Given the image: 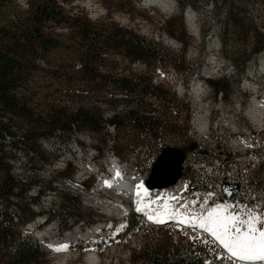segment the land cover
<instances>
[{
    "label": "trees",
    "instance_id": "1",
    "mask_svg": "<svg viewBox=\"0 0 264 264\" xmlns=\"http://www.w3.org/2000/svg\"><path fill=\"white\" fill-rule=\"evenodd\" d=\"M253 1L264 7V0H211L218 14L223 8L221 44L230 46L225 36L232 30L236 43L250 47L241 61H234L240 72L246 61L264 50V23L249 11ZM176 2L179 13L168 18L165 25L168 34L184 50L190 38L183 12L187 5L197 8V0ZM26 4L24 11L14 12V19L7 17L0 22V200L4 204L0 207V264H48L41 241L29 234L21 235L20 224L32 219L35 213L22 205L14 213L9 211L13 196H22L32 185L41 183L16 179L9 163L14 157L13 151L19 149L26 156L31 153L44 160L39 151L40 139L58 134L70 136L81 130L97 132L105 129V124H111L115 132L112 144L116 143L117 130L125 140L122 144L131 148L140 146L148 137L178 132L172 111L165 107L159 109L149 100L174 102L172 97L166 99L168 93L163 85L152 83L151 77L123 74L121 67L138 63L146 67L178 68L180 62H185L184 58L178 62L159 41L113 20L91 18L83 11L66 12L58 0H27ZM3 7L0 0V10ZM59 28L66 33H57L55 30ZM58 48L67 53L55 62L51 52ZM56 81L63 82L61 89L53 87ZM207 82L215 93L227 98L226 79H207ZM105 113L110 116L105 117ZM6 136L9 137L4 140ZM5 143H10L11 151L5 149ZM226 156L225 153L214 156L212 163L230 161L231 156ZM65 173L60 171L47 182L52 183L57 175ZM190 176L195 186L205 184L197 170L192 169ZM43 185L39 186L35 200L42 193ZM237 186V190L241 188L239 181ZM69 215L76 220L86 216L76 197L63 196L61 211L48 213L46 220L52 217L66 220ZM137 227L127 225L126 229L132 231ZM71 228L72 225H58V234ZM122 236L120 233L119 237ZM178 237L174 240L164 235L163 239L155 238L140 246L137 254L140 264H228L222 249L210 241L183 244L179 234ZM78 249L90 250L87 246ZM131 260L136 262L132 256Z\"/></svg>",
    "mask_w": 264,
    "mask_h": 264
},
{
    "label": "rangeland",
    "instance_id": "2",
    "mask_svg": "<svg viewBox=\"0 0 264 264\" xmlns=\"http://www.w3.org/2000/svg\"><path fill=\"white\" fill-rule=\"evenodd\" d=\"M1 1H3L4 7L0 10V22L7 17L14 19L15 11H24L27 8V0ZM58 1L65 7L66 12L83 11L91 18L101 17L113 20L121 25L133 28L146 37L159 41L170 53L176 56L178 62L184 58L185 62H180L181 65L178 68L171 65L146 67L137 63L133 65L127 64L126 68L124 67L125 69L122 66L121 72L123 74L134 73L153 79L156 75L159 76L156 73L157 68L164 71L165 76L159 78L168 93L166 99L172 97L174 102L165 103L161 99L149 100L159 109L165 107L170 113L172 111L173 124L178 127V130H176L178 132H165L162 138L166 139L168 145L181 148L188 147L185 150L183 176L188 177L192 181L190 171L195 169L201 175L202 181L205 182V184L203 183L202 186H199V190L192 191L191 196L202 189L208 191L209 187H215L216 192L214 193L218 195L222 191V181L232 183L239 181L241 188L234 194L238 200H233L239 205L232 212H238L242 215L241 210L250 208L254 212L258 211L254 210L253 205L261 203L264 205V115L259 117V121H261L259 124L249 115L248 111L256 99V89L253 92L248 87L254 83H256V88L260 87L262 99L260 101L256 99L257 109L264 113V71L263 73H258L259 67L261 65L264 66V50L246 61L243 72H240L234 61H241L249 53L250 47L249 45L240 46L238 42L236 43L232 30L228 31L225 36L230 46L225 47L221 44L223 8L220 9L221 14H218L214 7L211 6V0H197V8H191L188 5L185 7L183 16L190 43L184 50L181 49L179 41L168 34L165 25V21L168 18L179 13L176 0H167L173 4L170 9L157 4L153 5L146 0ZM187 11L192 12L193 17H195L193 21L194 31L186 20ZM249 11L252 17L259 19L260 23H264V7L258 1L252 2ZM55 31L57 33H66V30L61 28ZM66 53L63 48H58L51 52V58L57 62L65 58ZM44 69L46 71L48 67L45 66ZM219 78H224L228 81L229 91L227 98L220 93H215L207 82V79ZM195 82H199L201 85L202 93L200 92L199 97L192 92V84ZM54 83V88L61 89L64 85L60 81ZM105 115L107 116L106 113ZM197 115L206 117V121L209 120L210 129L208 131L205 130L202 133L199 131L195 125V117ZM114 133L107 127V130L99 129L97 132L81 130L70 136L58 134L56 135L57 138H42L43 141H39V151L40 155H42L41 158L44 160L32 156L31 153L26 156L19 149L12 152L14 157L9 160V163L12 165V174L16 179L31 183L38 180L41 181L40 186L44 185L42 187L43 192L40 193L37 199L38 201L33 199L34 202L29 204L25 193L22 196L12 197L13 202L9 206V211L14 213L18 211V205H22L23 208L30 209L35 213L32 219L20 225H22L26 234L32 235L41 241L45 247L48 264H140L141 260L137 258L140 246L141 248L144 247L148 242L154 241L155 238L163 239L164 235L178 237L177 234H179L183 244L198 241H210L213 243L208 238L209 234L198 227L193 228L178 224L146 225L143 221L142 213L145 210L132 215L130 213L124 216L121 221L110 225L113 217H118V214L114 215L111 213L107 209L106 204L110 205L118 202L123 206H128L129 204L131 210L133 205L131 206L130 204V198L123 194L125 193L123 192L124 190L120 193L117 191L115 193V190L101 189L100 191L98 189L99 183L108 176V173L96 175V178L90 181L88 191L81 193V196L72 191L69 183H64V185L61 179L58 180V175L55 177L57 179L53 180L52 183L47 182L51 176L53 177L54 174H57L56 170L60 167V157L68 155V151L72 148L77 149L74 141L84 137V134L89 135V137H84L86 142L89 139L99 149L115 144L118 145L114 151L118 159L112 158L110 155V168L116 162L120 168L125 166L127 171H134L142 163L144 156L150 154L148 153L151 149L150 145H154L155 138L148 137L140 146L131 148L129 145L122 144L125 140L121 138L122 136L119 137L117 130L116 143L112 144ZM191 142H195L198 146L192 149L189 146ZM87 143L89 144V142ZM86 146L84 145V147ZM5 149L11 150L10 143H5ZM203 151L207 152L204 153ZM84 152L86 161L91 162L81 166V161L77 162L75 160L74 164L79 166V173H91L96 164L105 163V160L100 159L95 160L96 163H93L88 158V153H93V151H86L85 148L83 149ZM221 153H225L227 156L230 155L231 160L220 163L216 161V164L212 163L214 156L217 158ZM78 158H81L79 152L76 153V159ZM201 164L205 166L202 168ZM212 164L214 167L212 166V169H210L209 165L211 166ZM68 167L66 173L63 174L66 177L75 171L72 164ZM122 171L124 175L131 176V173L126 170ZM108 172L111 173L110 169H108ZM1 180L2 175L0 174V183ZM182 182L184 185L183 180ZM194 187L197 186L194 185ZM112 191H114V194L111 193ZM118 194H122V198ZM63 196L76 197L79 201L80 209L86 215L85 218L76 220L74 216L69 215L66 220L61 217H52L45 220L48 213L61 211ZM50 198H52V201L49 200ZM99 200H102L101 205ZM220 200L226 199L220 198ZM199 204H202V199H200ZM215 204L216 202L213 201L208 208H214L219 203ZM1 205L3 206L4 204L0 200V207ZM203 207L205 206L202 204ZM43 208L46 209L43 211ZM39 210L43 212H38ZM198 211L193 210V208L190 210V212L198 213V216L205 215ZM103 219L108 224L100 225V231L95 237L87 239L76 237L68 243L67 250L62 252L50 249L47 246V238L38 239L36 237L41 230H49L52 239H59L67 232L79 234ZM261 219H264V216H261ZM43 220V224H37V222ZM27 223H34V225L30 227ZM63 224L72 225V228L65 230L62 234H58V225ZM125 224L138 225V227L131 231L126 229L127 225ZM119 233H123L124 236L116 237ZM213 245H216L215 247L218 246L217 243H213ZM86 246L91 249L88 251L78 249ZM131 256L136 259L135 263L132 262ZM237 264L239 263L237 262Z\"/></svg>",
    "mask_w": 264,
    "mask_h": 264
},
{
    "label": "bare ground",
    "instance_id": "3",
    "mask_svg": "<svg viewBox=\"0 0 264 264\" xmlns=\"http://www.w3.org/2000/svg\"><path fill=\"white\" fill-rule=\"evenodd\" d=\"M146 1L151 2L153 5L157 4V5L163 6L167 9H170L173 7V4L171 2H168L167 0H146ZM185 16H186L187 22L189 23L190 28L194 31L193 21H194L195 17H193L192 12H190V11H187ZM263 71H264V66L261 65L259 67L258 73L259 74L263 73ZM248 88L254 92V90L256 89V83L251 84ZM192 92L195 96H197V97L200 96V94L202 92H201V85L199 82H195L192 84ZM256 99L254 100V103L252 104L248 113L259 124L261 122V121H259L260 120L259 117L264 115V113L261 110L257 109L258 105H257ZM195 125L197 126L199 131H201V133L204 132L206 130V127H207L206 117L197 115L195 117ZM108 127L111 130L112 126L108 125ZM110 155L112 156V158H114V157L117 158V156L114 154V151ZM88 158L91 159L93 161V163H96L95 160H97V159H95V152L88 153ZM164 158H165V162L163 163V161H162V163L159 164V166L157 168H159L161 166L160 169H162L163 173L166 174L172 170V167L174 165L175 160L173 159V156H170V154H168ZM118 162H119V160H118ZM117 164L118 163L115 162L112 165V167L110 168L111 173L108 172V169H101V170L97 171L96 175H104V174L108 173V176L105 178L107 180L104 182V179H103L99 183L98 189L100 191H101V189H109V190H115V193H116V191L122 192L123 190L124 191L126 190V192L123 194L125 196H128L130 198V201L131 202L133 201L134 205L145 207L146 211H148L147 208L150 205H152L153 203H155L159 206H162V208H163L162 212L158 215L156 214V217L162 218L163 220L168 219L170 221L176 220V221L180 222V219L183 217L191 218L193 215L198 216V213L189 212L188 210L185 209V206L180 203V199L184 195V194H179L184 189V185H183L182 180H177L178 183L176 182L174 185H172L171 187H168V188H160V189H152V190L151 189L148 190L145 187L138 188L139 185H143V179H136V180L129 182V180H131V176L124 175L123 171L119 169L120 167ZM103 167H105V163H102L101 165L96 164V166L92 169V171H94L95 168H103ZM108 185H111V186L109 187ZM145 189L147 190L146 194L141 193V191L145 192ZM138 191L140 192L139 196H137ZM111 193L114 194V191H112ZM200 194L202 197H206V196H208V191L196 192L195 194H193L192 200L195 202ZM121 195H119V197L122 198ZM209 205L210 204H203V206H205V207H203L201 209V213H204L206 215L212 209V208L211 209L208 208ZM218 205H227V204L225 202H221ZM106 207L114 215L118 214V217H121L123 215L124 211H126L128 209V206H123L119 202L118 203H111L110 205L106 204ZM39 211H41V210H39ZM156 212H159V210L157 209ZM174 213L177 214V218H175V219L171 218L172 214H174ZM37 223H39V222H37ZM99 226L100 225H94L84 232L81 231L79 234L67 232L66 234H64L59 239H52L51 233L49 230H41L38 232L39 234L37 235V237H38V239H46L47 238V246L50 249L55 250L56 248H58L60 246L68 245V243H70L76 237L77 238L81 237V238H86V239L95 237L97 235L98 231H100ZM184 226H188V225L184 224ZM188 227H191V226H188Z\"/></svg>",
    "mask_w": 264,
    "mask_h": 264
},
{
    "label": "snow or ice",
    "instance_id": "4",
    "mask_svg": "<svg viewBox=\"0 0 264 264\" xmlns=\"http://www.w3.org/2000/svg\"><path fill=\"white\" fill-rule=\"evenodd\" d=\"M109 187L111 185H108ZM139 185L138 188H142ZM145 189V193H146ZM140 192H137V196ZM228 205H216L204 216H195L191 218L183 217L180 223L187 224L193 228H200L209 233L219 247L225 250L228 264H237V262H246V264H264V212L256 214L253 210H241L238 212H229ZM136 211H142L137 207ZM173 219L177 214H172ZM150 220L154 218L149 216ZM156 223H163L162 218H156ZM208 243V241H203ZM56 251L67 250V245L60 246Z\"/></svg>",
    "mask_w": 264,
    "mask_h": 264
},
{
    "label": "built area",
    "instance_id": "5",
    "mask_svg": "<svg viewBox=\"0 0 264 264\" xmlns=\"http://www.w3.org/2000/svg\"><path fill=\"white\" fill-rule=\"evenodd\" d=\"M156 73L159 74V76L156 75L151 80H152V83L159 84L162 81V80H160L159 77H164L165 73L160 68H157V72ZM106 114H107V116H110V113H106ZM107 116L105 115V117H107ZM107 125H111V124H105V130H107ZM209 129H210L209 120H207V128H206V130L208 131ZM86 131H89V130H86ZM76 132L77 131H75L73 133H76ZM83 136L84 137L85 136L89 137L88 134H84ZM8 137L9 136H6L4 140H7ZM54 137L57 138V136H54ZM84 137H81L79 140L73 139V140H76V141H74V144L77 147V149L72 148V149H70L68 151V155H64L65 158L64 157H62V158L60 157V167H59V169L56 170V173H58L60 171H67V169L69 168L68 166L70 164H72L74 166L75 171L73 172V174L71 173L67 177L64 176V175L59 176L58 180L61 179L63 184L64 183H69L70 186L72 187V191L75 192L77 195H80V196H81V193H86L88 191V188H89V185H90V181L92 179L96 178V173H97L98 170L110 169V154L115 150L114 146H107L104 149H101V148L99 149L98 147L93 145L89 139L87 141V142H89V144H88L86 142V139H84ZM71 138H73V137H71ZM42 141H43V139H40V142H42ZM84 145H87V146L84 147ZM164 145H168V142H166L165 138H162V137L155 138L154 139V145H150L151 149L148 152L150 154H146L144 156V158L142 160V163L139 165L138 168H136L134 171H131V172L127 171V168L125 166H122L119 169L120 170H126L127 172L131 173V180H129V182H131L133 180H136V179H143V187H145V181L148 178V175H149V173L151 171V168H152V166H153V164H154V162L156 160L157 154L159 153V151L161 150V148ZM85 148H86V151L95 152V159L105 160V167H103V168H95V170L92 171L91 173H79V166L77 164H74L75 160H77V162L81 161V164H80L81 166H84L85 163H87V162H91V161H86V159L84 157L85 152L83 153V149H85ZM11 150H12V148H11ZM77 152L80 153L81 158L76 159V153ZM201 166L203 168L205 165L201 164ZM212 166L214 167L213 164L211 166L209 165V168L212 169ZM55 175L56 174H54L53 177ZM209 176H211V175H209ZM51 178H52V176H51ZM51 178H49V180ZM56 179H54V181ZM106 180L107 179H104V182ZM178 180H183L184 181V189L179 194H185L189 190V186H190L191 180L188 177L183 176V175ZM37 184L36 185H32L31 188L25 193V194H27L29 204H30V202H34L33 201L34 197L39 194L38 189H39L40 185L39 184L37 185ZM32 190H34V192H32ZM196 190H199V189H196ZM214 192H216V188L215 187H209L208 188V193H214ZM98 199H100V198H98ZM49 200L52 201V198H50ZM236 200H238V199L236 198ZM99 201H100V205H101L102 200H99ZM96 205L98 206V204H96ZM253 208H254V210H259L260 209V205H253ZM45 209L46 208H43V211ZM99 213H101V212H99ZM110 215H112V214H110ZM112 216H114V215H112ZM173 239L175 240V239H177V237H173Z\"/></svg>",
    "mask_w": 264,
    "mask_h": 264
},
{
    "label": "water",
    "instance_id": "6",
    "mask_svg": "<svg viewBox=\"0 0 264 264\" xmlns=\"http://www.w3.org/2000/svg\"><path fill=\"white\" fill-rule=\"evenodd\" d=\"M195 143L191 144V148L194 149ZM170 154L175 160L172 170L169 173L164 174L163 170L157 168L159 164L165 162V156ZM185 159V152L182 149L171 146H164L161 150L160 155L157 157L155 163L153 164L152 170L147 178L145 185L147 188H163L174 184L182 174V163ZM159 169V170H158ZM236 188V185L223 186V193L226 196H231L233 190Z\"/></svg>",
    "mask_w": 264,
    "mask_h": 264
},
{
    "label": "flooded vegetation",
    "instance_id": "7",
    "mask_svg": "<svg viewBox=\"0 0 264 264\" xmlns=\"http://www.w3.org/2000/svg\"><path fill=\"white\" fill-rule=\"evenodd\" d=\"M206 151H204V153H205ZM236 185H237V183H235ZM237 188H238V186L235 188L236 190H237Z\"/></svg>",
    "mask_w": 264,
    "mask_h": 264
}]
</instances>
